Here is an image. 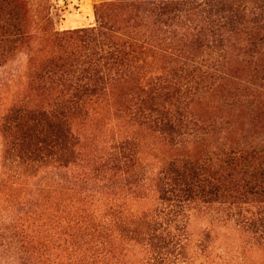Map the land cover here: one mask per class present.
<instances>
[{
	"label": "trees",
	"instance_id": "1",
	"mask_svg": "<svg viewBox=\"0 0 264 264\" xmlns=\"http://www.w3.org/2000/svg\"><path fill=\"white\" fill-rule=\"evenodd\" d=\"M50 8L39 0L36 21L27 0H0V68L27 55L0 114V261L253 264L248 252L264 254V140L175 156L154 178V203L139 209L113 184L136 166L139 144L126 137L86 160L73 122L118 89V105L173 146L219 135L194 104L235 66L264 78V0H98L95 25L63 30ZM248 95L233 97L261 102ZM193 211L230 225L238 252L217 251L210 229L192 243Z\"/></svg>",
	"mask_w": 264,
	"mask_h": 264
},
{
	"label": "rangeland",
	"instance_id": "2",
	"mask_svg": "<svg viewBox=\"0 0 264 264\" xmlns=\"http://www.w3.org/2000/svg\"><path fill=\"white\" fill-rule=\"evenodd\" d=\"M27 1L31 15L37 21L39 0ZM49 1L51 4L50 18L52 27L55 29H72L96 24L94 4L98 0H71L64 4ZM26 59L25 52L18 53L0 68V114L4 113L10 105L15 89L12 90L13 85L9 83V80L12 75L21 71ZM158 61L159 58L156 57L151 69H155ZM235 68L236 66L232 69V77H227L218 87L194 104V111L203 125L215 123L217 127H222V133L219 135L215 132V134L206 136L197 145L192 143L185 146H173L160 133L138 124L126 109L118 105L116 99L119 97V90L117 89L100 97L86 116L74 120L73 129L80 137L82 157L86 160L99 157L106 153L113 143L126 137L133 138L139 144V160L123 179H118V182L113 184L115 187L127 188L126 192L130 194V202H135L136 208L150 207L156 198L154 178L166 161L175 156L201 155L211 149L214 143L224 139L233 143L234 141L244 143L264 140V88L259 87L260 83L264 87V78L260 75L257 77L250 76L246 72H238ZM234 93L249 94L250 98L255 95V99L259 98L261 102L243 104L234 99ZM80 169V165L75 167V171H80ZM5 201H7L6 197L2 194L0 203ZM211 222L210 216L203 212L193 211L188 224L191 242H198L202 232L210 229L215 236H218L217 251L228 254L237 253L240 246L238 233L230 225L224 226L222 223ZM248 253V262L264 263V254L260 251ZM4 259V257L1 259L0 264H5Z\"/></svg>",
	"mask_w": 264,
	"mask_h": 264
},
{
	"label": "built area",
	"instance_id": "3",
	"mask_svg": "<svg viewBox=\"0 0 264 264\" xmlns=\"http://www.w3.org/2000/svg\"><path fill=\"white\" fill-rule=\"evenodd\" d=\"M57 1H58V3H63V4L65 2H68V3L71 2V0H53L54 3H57Z\"/></svg>",
	"mask_w": 264,
	"mask_h": 264
}]
</instances>
